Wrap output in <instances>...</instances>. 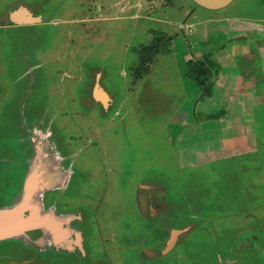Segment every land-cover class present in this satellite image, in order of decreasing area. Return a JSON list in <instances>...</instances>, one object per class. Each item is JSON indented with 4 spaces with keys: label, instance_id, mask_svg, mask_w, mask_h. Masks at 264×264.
<instances>
[{
    "label": "rangeland",
    "instance_id": "obj_1",
    "mask_svg": "<svg viewBox=\"0 0 264 264\" xmlns=\"http://www.w3.org/2000/svg\"><path fill=\"white\" fill-rule=\"evenodd\" d=\"M36 142L62 156L39 196L60 230L27 195L0 264H264V0H0V210Z\"/></svg>",
    "mask_w": 264,
    "mask_h": 264
},
{
    "label": "bare ground",
    "instance_id": "obj_2",
    "mask_svg": "<svg viewBox=\"0 0 264 264\" xmlns=\"http://www.w3.org/2000/svg\"><path fill=\"white\" fill-rule=\"evenodd\" d=\"M15 9V8H14ZM97 91V90H96ZM92 92H94V91H92ZM100 93L102 92V91H99ZM97 93H98V91H97ZM102 95L103 96H105L106 94H104L103 92H102ZM39 138V137H38ZM36 145H37V143H36ZM35 145V150H36V153L38 152V156H39V158H38V171L36 170V167H31V169H30V173H29V176H28V178H27V184H26V186H25V189H24V192H23V196H21L22 197V200L23 201H25V199H26V196L28 195V202L31 204V205H33V208L31 209V211H32V215L31 216H29L28 218L32 221V222H34V223H38V221H36L37 219H36V213L38 212L40 215H42V216H47V214H52L51 212H46V213H44V212H41L40 211V209L41 208H39V207H41L40 206V204H38V211H37V209H36V207H37V204H35L34 205V200L36 199V197L38 196V200H39V193H40V191L41 190H43L45 187H47V186H49V185H52L51 183L54 181L53 179H54V170L52 171L53 173H48V174H51L52 176H53V178H52V176L49 178V176H48V174H47V172L49 171V170H52L53 169V163H52V165H49V166H47V167H44L43 169H45V170H42L41 168H40V166H41V163L39 162L40 161V159H42V158H44V159H49V158H51V156L50 155H46L45 154V152H44V150H43V146L42 145H40L39 144V142H38V145L36 146ZM44 145V144H43ZM45 149V148H44ZM51 154V153H50ZM34 159H35V157H34ZM53 159V158H52ZM51 159V160H52ZM33 164H34V160H33V163H32V166H33ZM34 170V173H33V170ZM41 177V178H40ZM51 179H52V181H51ZM61 183V182H60ZM51 188V187H50ZM18 202H20V199H19V201ZM34 208H35V211H33L34 210ZM10 208H8V209H5V210H2L1 212H0V222L1 223H3V231H2V234H8V231H10V230H8V228H6V226H5V224H6V217H7V215L9 214V210ZM53 218H54V215H53ZM41 222H42V224L45 226V227H51L50 229L49 228H45V229H49L50 231H52V230H54L53 229V224L52 223H49V222H47V221H45V220H41ZM48 230V231H49Z\"/></svg>",
    "mask_w": 264,
    "mask_h": 264
},
{
    "label": "flooded vegetation",
    "instance_id": "obj_3",
    "mask_svg": "<svg viewBox=\"0 0 264 264\" xmlns=\"http://www.w3.org/2000/svg\"><path fill=\"white\" fill-rule=\"evenodd\" d=\"M18 7H20V8H25L26 10H28L29 12H32V14H35L33 11H31V10H29V8L28 7H26V6H24V5H19V6H17V8ZM16 8V9H17ZM15 9V10H16ZM10 13V12H9ZM35 15H38V14H35ZM8 16H9V14H8ZM9 21H10V19H8ZM37 143V145H38V142H36ZM35 143V144H36ZM36 145V146H37ZM37 159H38V157H37ZM36 160V159H35ZM49 160V161H48ZM52 160H51V158H49V159H44V158H42V159H40V163H41V166L42 167H47V166H49V165H51V163H49V162H51ZM32 167V166H31ZM42 169V168H41ZM43 170V169H42ZM45 170V169H44ZM54 169H52V170H49L48 172H47V174L48 173H53L52 171H53ZM54 175H55V172L53 173ZM41 192V191H40ZM39 196H40V193H39ZM24 203V201L21 199V201L20 202H18L17 203V206H22L23 205V203ZM21 204V205H20ZM35 204H37V207H36V209L38 208V204H40V202H39V200H38V196L36 197V199L34 200V205ZM11 209V208H10ZM9 209V210H10ZM8 210V211H9ZM19 211L21 212V213H23L24 211L25 212H27V210H26V207L24 206V210H22L21 211V209L19 208ZM33 211H35V208H34V210ZM37 211H38V209H37ZM38 214V212L36 213V215ZM22 215V214H21ZM53 216V214H47V216L45 215L44 217H43V219L44 220H50V219H53V231L55 232V233H58L59 232V230H60V228H59V226H57V225H60V219H61V217H56V216H54V218L52 217ZM27 217V214L26 215H22V218H26ZM17 220H11V217L9 216H7L6 217V224H5V226H6V228H8V230H10V231H8V234H13V233H15V234H18L19 232H20V230L23 228V227H25V226H33L34 224H36V223H32V222H27L25 219L23 220V222L22 223H18V226H21L20 228H16L15 230H13L12 228H11V225H15V222H16ZM36 221H38V220H36ZM48 222V221H47ZM38 224H42V222L41 221H38ZM63 232H65L66 230H62ZM63 232H61L60 233V236L61 237H59V239L60 238H62L63 236H64V234H63ZM3 235V234H2ZM5 235V234H4ZM53 236V235H52ZM54 237V236H53ZM54 239H56V237H54ZM58 239V238H57ZM58 239V240H59ZM32 258H29V259H27V260H23V263H31V262H29L30 260H31ZM21 263V262H20ZM20 263H15V264H20Z\"/></svg>",
    "mask_w": 264,
    "mask_h": 264
},
{
    "label": "water",
    "instance_id": "obj_4",
    "mask_svg": "<svg viewBox=\"0 0 264 264\" xmlns=\"http://www.w3.org/2000/svg\"><path fill=\"white\" fill-rule=\"evenodd\" d=\"M197 5L210 9L217 10L229 5L233 0H192ZM11 19L17 23L36 22L40 20L39 15H33L25 8H17L11 13Z\"/></svg>",
    "mask_w": 264,
    "mask_h": 264
},
{
    "label": "crops",
    "instance_id": "obj_5",
    "mask_svg": "<svg viewBox=\"0 0 264 264\" xmlns=\"http://www.w3.org/2000/svg\"><path fill=\"white\" fill-rule=\"evenodd\" d=\"M15 10V9H14ZM13 10V11H14ZM13 11H11L10 13H9V19H10V23H13V24H17V25H26V24H32V23H38V21H36V22H27V23H17V22H15V21H13L12 19H11V13L13 12ZM32 13V12H31ZM97 88H99V87H97ZM102 90V89H101ZM103 92V91H102ZM99 95H100V92L98 93ZM98 100H100L99 98H97ZM35 139H36V137H35ZM45 148V149H44ZM43 150H44V152H45V154L48 156V155H50L51 156V159L52 160H57V163H59L60 161L61 162H63V160H62V156H61V153H59L60 151L59 150H55V148H54V146H51V145H48V144H46V145H44V147H43ZM53 150H55V151H53ZM33 154L31 155V157L29 158V160L27 159V161H28V174H26V176H25V178H24V181H23V185H22V187H23V189H22V192H24V189H25V186H26V184H27V178H28V176H29V173H30V171H29V169H30V167H31V164H32V159L34 160V157L36 156V150L35 149H33ZM51 153V154H50ZM53 164H54V161H53ZM152 195H153V197L155 196L153 193H152ZM18 201H19V199H15L14 200V204H12V205H10V206H4L3 208H1V210H0V212L2 211V210H5V209H8V208H11V207H14L17 203H18ZM21 201V200H20ZM27 214V212H23L22 213V215H26ZM1 219V218H0ZM2 231H3V223H1L0 222V237L2 236ZM3 236H4V234H3ZM7 263L8 264H15L14 262H11V261H7Z\"/></svg>",
    "mask_w": 264,
    "mask_h": 264
},
{
    "label": "trees",
    "instance_id": "obj_6",
    "mask_svg": "<svg viewBox=\"0 0 264 264\" xmlns=\"http://www.w3.org/2000/svg\"><path fill=\"white\" fill-rule=\"evenodd\" d=\"M160 44V43H159ZM158 46L157 44H153V47L155 48L154 51L156 52V48ZM204 65V61H201L197 65L190 66L188 71L186 72V75L188 78H190L193 82H195L200 87H205V89H208L210 87V82L206 85L207 81L210 78L209 69Z\"/></svg>",
    "mask_w": 264,
    "mask_h": 264
}]
</instances>
